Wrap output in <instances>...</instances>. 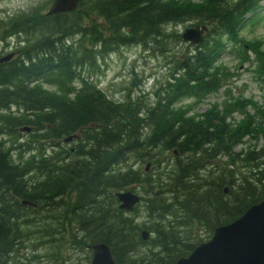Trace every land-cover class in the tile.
<instances>
[{
    "label": "trees",
    "instance_id": "obj_1",
    "mask_svg": "<svg viewBox=\"0 0 264 264\" xmlns=\"http://www.w3.org/2000/svg\"><path fill=\"white\" fill-rule=\"evenodd\" d=\"M262 1L80 0L0 22V43L26 42L0 63V264H81L72 252L86 263L98 243L116 264H173L264 199V96L194 112L228 85L217 59ZM192 19L208 33L174 57L154 103L114 102L92 84L100 60L161 48L165 27ZM118 191L139 195L132 212Z\"/></svg>",
    "mask_w": 264,
    "mask_h": 264
},
{
    "label": "rangeland",
    "instance_id": "obj_2",
    "mask_svg": "<svg viewBox=\"0 0 264 264\" xmlns=\"http://www.w3.org/2000/svg\"><path fill=\"white\" fill-rule=\"evenodd\" d=\"M54 0H0V22L6 23L9 19L29 13L47 14ZM199 4L202 0H182ZM249 16V17H248ZM245 19V25L239 32L240 42L233 45L227 44V51L221 54L217 64L222 65L224 71L232 75L225 82L228 84L217 92L201 101L195 107V114H200L209 106H224L234 99L249 98L254 103L260 104L264 96V1L260 2L255 17L250 15ZM99 24L103 22L97 20ZM73 23V22H72ZM197 24L195 19L183 21L175 26L165 27L166 33H174V37L162 42L161 48L145 49L141 46H127L119 48L115 53L107 56L104 62H98L96 69L91 71L92 84L114 102H123L127 96L139 97L147 103H154V93L158 92L167 83L172 74V63L178 55L185 57L190 54L194 46L178 41L179 36L186 28ZM6 38L0 43V58L14 52L18 56L21 48L26 47L25 36ZM78 37V36H77ZM74 36L72 40H77ZM244 46V48H241ZM74 49V48H73ZM239 52V54L237 53ZM243 56V57H242ZM136 79L137 86L133 87ZM233 100V101H234ZM192 100H182L177 104L178 108L185 109L193 105ZM25 134V133H24ZM78 139L73 138L68 147L75 145ZM146 164L136 165L134 169L143 171ZM148 169V170H147ZM150 167L146 168L148 172ZM121 192V191H120ZM119 193V191H118ZM142 195V194H141ZM139 215L143 216L142 208L139 207ZM207 237L203 236V240ZM38 253V254H37ZM44 249L37 246L35 254L43 256ZM71 257L81 264H86L79 253L72 252ZM21 260V258H19ZM41 259L33 260L32 264H39ZM22 261V260H21ZM91 261L88 262V264Z\"/></svg>",
    "mask_w": 264,
    "mask_h": 264
},
{
    "label": "water",
    "instance_id": "obj_3",
    "mask_svg": "<svg viewBox=\"0 0 264 264\" xmlns=\"http://www.w3.org/2000/svg\"><path fill=\"white\" fill-rule=\"evenodd\" d=\"M80 0H54L47 16L70 13L76 9ZM206 26L187 28L181 35L183 42L197 45L203 40ZM14 57L9 53L0 58V63L9 62ZM133 87L137 86L134 79ZM28 132V129H25ZM71 137L65 141L69 142ZM119 209L131 212L139 204L137 194L129 191L116 194ZM27 204L26 202L24 203ZM143 240L149 235L142 232ZM89 264H116L109 248L98 243L90 248ZM173 264H264V199L249 207L235 221L216 228L212 237L197 245L186 257L178 259Z\"/></svg>",
    "mask_w": 264,
    "mask_h": 264
},
{
    "label": "bare ground",
    "instance_id": "obj_4",
    "mask_svg": "<svg viewBox=\"0 0 264 264\" xmlns=\"http://www.w3.org/2000/svg\"><path fill=\"white\" fill-rule=\"evenodd\" d=\"M72 149V148H71Z\"/></svg>",
    "mask_w": 264,
    "mask_h": 264
}]
</instances>
